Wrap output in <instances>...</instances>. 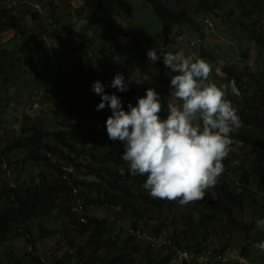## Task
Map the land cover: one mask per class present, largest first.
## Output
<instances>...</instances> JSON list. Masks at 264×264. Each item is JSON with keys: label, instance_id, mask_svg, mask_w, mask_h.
I'll return each instance as SVG.
<instances>
[{"label": "trees", "instance_id": "trees-1", "mask_svg": "<svg viewBox=\"0 0 264 264\" xmlns=\"http://www.w3.org/2000/svg\"><path fill=\"white\" fill-rule=\"evenodd\" d=\"M74 1L0 0V264H239V257L243 264H264V252L253 247L264 241V232L243 217L247 212L264 219V191H258L264 188V67L252 71L223 61L217 74L219 60L204 45L210 18L219 19L231 32L230 50H240L244 60L252 50L264 56V0H143L163 26L164 48L158 53L171 52L173 31L188 28L199 41L198 58L213 65L209 79L218 86L235 80L240 94L233 96L229 90L226 98L251 125L231 134L233 143L249 149L248 167L239 180L230 176L233 159L226 158L225 171L209 189L211 197L190 203L191 220L174 223L167 238L165 224L150 233L147 222L163 210L175 211L179 202L152 198L142 186L147 177L129 174L121 160L124 144L110 140L106 131L112 113L94 109L101 97L92 96V87L81 83L69 91L60 78L59 58L67 50L61 25L73 17L69 10ZM112 15L105 0H85L74 16L75 23L84 25L70 41V51L84 53L92 70L116 56L91 57L100 36L109 37L115 30L133 40L115 26ZM234 15L238 20L232 25ZM29 17L37 23H29ZM109 47L103 45L101 52ZM33 70L42 74L44 84L33 78ZM171 77L160 59L155 91L165 112ZM29 89L31 114L22 108ZM43 92L50 101L44 109L39 99ZM131 92L127 103L136 94ZM73 99L78 110L71 108ZM36 100L38 110L32 109ZM10 104L20 117L7 115ZM78 200L85 203L82 211L74 210ZM98 207L118 209L121 227L113 229L112 221L94 216ZM53 222L56 227L50 228ZM182 252L211 255L186 260Z\"/></svg>", "mask_w": 264, "mask_h": 264}, {"label": "clouds", "instance_id": "clouds-1", "mask_svg": "<svg viewBox=\"0 0 264 264\" xmlns=\"http://www.w3.org/2000/svg\"><path fill=\"white\" fill-rule=\"evenodd\" d=\"M163 63L171 72V99L166 105V117L160 95L152 88L131 102L124 110L121 98L105 92V86L96 81L92 91L101 97L96 110H111L106 120L108 138L124 144L121 160L132 176H146L143 188L154 199L178 201L181 206L204 200L208 189L214 187L225 171L223 161L233 143L231 134L242 122L233 107L231 95L238 96L235 80L218 86L209 77L213 65L195 56L160 52ZM148 62L160 60L157 49L146 52ZM215 72L224 66L217 61ZM110 87L119 92L129 90L125 77L117 73ZM123 175L125 169L120 168ZM256 228L264 231V219L256 220ZM264 252V241L253 245Z\"/></svg>", "mask_w": 264, "mask_h": 264}, {"label": "rangeland", "instance_id": "rangeland-1", "mask_svg": "<svg viewBox=\"0 0 264 264\" xmlns=\"http://www.w3.org/2000/svg\"><path fill=\"white\" fill-rule=\"evenodd\" d=\"M31 1H36V0H31ZM127 1L128 0H122L121 2H118V0H105V4L108 8H110V10L115 11L116 16L122 17L123 19H125V22H129L134 25L139 24L141 25V27H145L144 29L146 31H144V33L147 37L153 36V34L158 35L159 28L162 26V24L160 20L155 16V14L150 10V8L148 7L146 9L142 5H137L136 7H129V5L127 4ZM231 4H232L231 7L234 9L235 12H237L238 11L237 5L235 6L233 3ZM114 17L113 19L116 20V18ZM263 19H264V14L262 17V27L264 28ZM237 20H238V17L234 15L231 19L232 25H234L233 23H236ZM27 21L29 23H32V22L37 23L38 20H34V21L31 20L30 22V17H29ZM178 31L181 32V37L176 36ZM188 31L189 29L185 27H180L179 29L177 28L176 31H173L174 35L170 38V43H169L170 47L172 46L171 52L174 54L180 53L183 56L187 54V55L198 57L196 52L198 51L200 47L199 41L193 39L192 35L190 34L192 32L190 31L189 33ZM142 35H143L142 37H145L144 34ZM205 35H206V40L204 42V45L206 46L208 50L211 51V53L215 56L216 59L229 62L230 65H234L239 68L248 66L250 67L252 71L256 70L258 66H261V68L264 67V56L263 55L258 56L255 50H252L250 54V58L248 60H244L243 58L239 56L241 54L240 50L232 51L229 49L228 45L230 46V43H231V32L229 28L225 27L223 23H220L219 19L215 21L213 20V18L212 20L210 18ZM8 37H12V36L7 35V38ZM175 37H177V40L173 41ZM162 58L163 57H161V59ZM173 74L175 75L176 73H173ZM32 75L36 81H38L41 84H44L42 74H40V72H36L33 70ZM28 91H30V89L27 90V92L23 95V102L25 104V107H22V108H26L25 113L30 112L31 114L32 111L29 110V108H31V103H30L31 100H30V94L28 93ZM139 92H140L139 97H142L146 94V93H142V91L140 90ZM39 99H40L41 106L43 107V109L45 107L48 108L50 101L47 98H45L44 92L43 94H41V97ZM70 101L73 103V106L71 108L73 110H78L76 106V101L74 99ZM55 104H58V103H55ZM51 105H52L51 108L54 109L55 107L54 104L51 103ZM122 105L124 108L127 106L126 99L122 100ZM9 106L10 107H9V110L7 111V115H15L17 117H20L21 114L19 113L16 114L13 112L12 104H10ZM32 109L38 110L36 108H32ZM240 120L242 122V126H245V127L251 126L249 125V123H245L244 120H242L241 118ZM15 128H18V124H15ZM230 147H231V151L227 157L229 159L230 158L233 159L229 163V167L231 170L230 176L232 177V179L238 181L243 171L246 170L248 167L247 161L249 157V149H245V147H243L240 143H237V142L232 143ZM253 179L255 181V177H253ZM210 191L211 190L209 189L207 190L205 194L206 195L205 199L211 197L212 192ZM258 191L261 193L262 191H264V188L261 190L258 189ZM189 206H190V203L184 206H181L180 204H178V207L176 208L175 211L163 210L157 213L153 221L147 222L149 232L153 233V230L155 229V227H157L158 225L165 224L166 228L164 230V235L166 236V238H167V235L171 237L173 233V228H175L174 223L183 224L185 223L186 220H191L190 216L192 214H190V210L188 208ZM118 213H119L118 209L116 208L107 209V208L98 207V208H94L92 211V214L94 216L95 215L100 216L102 218H107L110 221H112V227H114L113 229H116V230H118L122 225L121 224L122 221L120 220L121 216ZM243 214H245L243 216L244 220L249 221V222L254 221V223H256V220L260 219L257 215H254V214L250 215L247 212H244ZM194 216L195 218L198 217L197 214H194ZM236 217H238V215ZM54 227H56V224L53 222L52 224H50V228H54ZM205 231L206 233L209 234L211 233V228L208 227L207 229H205ZM126 236H127V230H125V233L123 234L122 237H126ZM14 245H16V243H14ZM3 252L4 250L0 249V256L3 255Z\"/></svg>", "mask_w": 264, "mask_h": 264}, {"label": "crops", "instance_id": "crops-1", "mask_svg": "<svg viewBox=\"0 0 264 264\" xmlns=\"http://www.w3.org/2000/svg\"><path fill=\"white\" fill-rule=\"evenodd\" d=\"M121 1L122 0H118V2ZM127 4L129 7L142 5L144 8H148L147 4L143 0H128ZM83 5H85V0H75L73 6L70 7L69 10L73 17H68L61 25V29H63L64 32L62 46L67 49L66 54L59 58V75L61 80H63V83L66 85V87H69V91H72L76 85L81 83L86 87L91 88L96 81H100L105 86V92L107 94L115 93L121 99H128L129 95L132 93L131 91H135L136 94L132 96L133 100L131 101L133 106H135L140 95L139 90L142 91V93H146V89L148 88H152L154 90L156 89V78L158 75L159 61H157L155 64L148 62L146 52L149 49L155 48L157 49L158 55V50L164 48L165 34L163 26L159 28L158 35L153 34V36L147 37L144 33V31H146L144 29L145 27H141L139 24L134 25L132 23L125 22V19L116 16L115 11L111 10L113 12L112 22L118 29L121 28L122 31L130 34L133 40L130 37L120 35V33L115 30H112L113 32L109 34V37L100 36L97 40L98 45L95 47L94 54L92 53L91 57H94V60L95 58L102 59L104 57V59H106V56L110 53L115 54L116 56L114 59H106V64L99 69L93 66L92 70L91 67L86 66L88 57L84 55V53L73 54L70 51L71 46L69 44L70 41H72V39L75 37V33L79 31L84 25L83 22L75 23L76 19L74 18ZM113 17L116 18V20H114ZM72 19L73 21H71ZM104 29L105 27L103 30ZM103 30L101 28V31ZM142 34H144L145 37H142ZM103 45L105 47L110 45L105 53L101 52V47ZM120 46H123L124 48H119ZM76 48V50H78L77 44ZM184 56L188 57L192 55L186 54ZM166 71L169 75H174L170 69L166 68ZM117 73H120L125 77V83H128L129 85L128 91L119 92L118 90L110 87L111 81ZM71 104V106H73V103ZM96 108L97 106H95L94 109L96 110ZM105 108L98 111V114L104 113L108 107ZM124 110L127 111V106L124 108Z\"/></svg>", "mask_w": 264, "mask_h": 264}, {"label": "built area", "instance_id": "built-area-1", "mask_svg": "<svg viewBox=\"0 0 264 264\" xmlns=\"http://www.w3.org/2000/svg\"><path fill=\"white\" fill-rule=\"evenodd\" d=\"M34 7H35V9L38 12H40V13L43 12L42 7H41L40 4H34ZM158 56L162 57L161 53H159ZM92 96L96 97L97 94L93 93ZM88 97H89L88 95H85V98H88ZM33 106H34V108H38L39 107V104H38L37 100L34 102ZM161 113L165 114L166 112L162 111ZM84 204H85L84 201L78 200L77 203H76V209H74V210L75 211H82ZM207 255H211V252H208L207 254H198V255H193V254H191L189 252H182L181 253L182 259H186V260L193 259V258H198V259L201 260V259H205ZM225 261L226 260H224V262ZM237 261H238L239 264L245 263V259L244 258H240L239 257V258H237Z\"/></svg>", "mask_w": 264, "mask_h": 264}, {"label": "water", "instance_id": "water-1", "mask_svg": "<svg viewBox=\"0 0 264 264\" xmlns=\"http://www.w3.org/2000/svg\"><path fill=\"white\" fill-rule=\"evenodd\" d=\"M9 176L11 177V174H10V172H9Z\"/></svg>", "mask_w": 264, "mask_h": 264}]
</instances>
